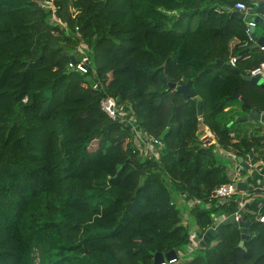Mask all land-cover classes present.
Instances as JSON below:
<instances>
[{"label":"trees","instance_id":"1","mask_svg":"<svg viewBox=\"0 0 264 264\" xmlns=\"http://www.w3.org/2000/svg\"><path fill=\"white\" fill-rule=\"evenodd\" d=\"M238 1L264 14V0H0V264H154L170 250L184 254L174 264H264V222L248 215L243 246L228 223L187 253L189 226L202 235L236 209L233 198L205 206L229 181L216 143L263 155L264 133L234 120L235 106L249 109L230 97L264 112V87L241 77L264 50L231 14ZM79 43L87 74L68 68ZM232 56L239 73L224 66ZM187 81L194 98L169 86ZM106 96L162 140L158 160L139 157L128 123L101 109Z\"/></svg>","mask_w":264,"mask_h":264},{"label":"built area","instance_id":"2","mask_svg":"<svg viewBox=\"0 0 264 264\" xmlns=\"http://www.w3.org/2000/svg\"><path fill=\"white\" fill-rule=\"evenodd\" d=\"M235 10H238L244 14V22H245V33L247 36V40L253 44L255 42L251 28L256 27L259 25L258 22L255 21V18H258V20L264 21V14H259L253 11V8L247 4H245L242 1L236 2L234 6ZM262 50H264V46L260 47ZM76 54H74L75 60H70L68 63V68L76 70L80 73L87 74L90 69V60L87 53L86 47L79 43V45L76 47L75 50ZM238 59V56H232L229 59V64L232 66H235V63ZM92 71H94L92 69ZM248 74L252 77H259L261 79H264V61H261L258 65L251 68L248 71ZM97 83L95 82L93 84V88H97ZM101 109L107 114L109 118L112 120L120 119L123 121H126L131 128L133 134L131 137V142L133 147L136 149L137 153L139 154V157L144 158L146 160H158L160 158V154L162 150L164 149V144L162 140L159 138H156L149 133H147L145 130H143L139 125L136 124L134 121V117L131 114V110L129 107L126 108V105H118L117 99L113 96H106L100 101ZM132 117V118H131ZM211 132V131H210ZM209 130L206 131L207 134H204L202 136V143L205 146L206 142L210 139L209 136L211 133ZM221 149L219 145L216 143V149ZM222 150V149H221ZM225 156L231 158L232 154L231 151H224ZM228 173L229 181L223 184H220L219 186L215 187L211 194L208 197V201L205 203L206 207H210L213 202L215 203H223L226 199L232 198L236 193L238 192V189L235 187L234 183L238 182L236 174L230 172ZM261 196L264 198V189H261ZM181 199L184 200V203H186L188 208H191L195 205L202 204L200 200L196 198H190L189 200H185V196L182 195ZM187 211L184 213L182 223L188 224L186 218H187ZM235 216V221L240 222L242 221V213L240 211H235L233 213ZM230 215H217L214 218V225L211 227H214L219 221L224 219L225 217H228ZM256 219H258L260 222H264V212L259 213L256 216ZM190 227V235H189V245L187 253L193 251V249H196L200 246V242L202 240L203 234H199V230L196 225H191ZM179 257H184L183 252L177 253L176 258L165 260L161 264H174Z\"/></svg>","mask_w":264,"mask_h":264},{"label":"crops","instance_id":"3","mask_svg":"<svg viewBox=\"0 0 264 264\" xmlns=\"http://www.w3.org/2000/svg\"><path fill=\"white\" fill-rule=\"evenodd\" d=\"M260 28L262 33L258 32ZM256 34L257 36H264V29L259 24L256 26ZM237 110H239L238 106H235ZM264 113V112H262ZM242 115V114H240ZM240 126L247 130L249 133H253V131H258V134L261 135L264 133V123L258 121H241ZM209 130L206 126H200L198 129V133L200 134V140L203 141L202 136L207 134L206 131ZM210 132V130H209ZM211 133V132H210ZM209 136L212 142H216L214 135L211 133ZM264 141L260 142L259 147L263 149ZM263 155H264V150ZM218 151V155H222L226 158V165L228 172H232L236 174L238 181L245 182L247 185L246 189H238L236 195H234L233 201L236 202V209L235 211H240L242 215H248L256 217L259 213H261L264 209V198L261 196V189H264V158L262 154H258V152L253 153L251 152L250 155H246L245 157L237 156L233 150L231 151L232 157L229 158L225 156L224 151L225 149H216ZM239 158H241L239 160ZM179 203L184 204V200L180 197L177 199ZM234 211V212H235ZM224 215V214H221ZM249 229V228H248ZM250 232V230H249ZM217 240H212L211 244H215ZM244 244V240H243ZM200 246H202L200 244Z\"/></svg>","mask_w":264,"mask_h":264},{"label":"water","instance_id":"4","mask_svg":"<svg viewBox=\"0 0 264 264\" xmlns=\"http://www.w3.org/2000/svg\"><path fill=\"white\" fill-rule=\"evenodd\" d=\"M223 9L224 10H230V8H228V7H224ZM231 14L233 16L239 18L240 20L244 19V14L238 10H235V9L232 10ZM255 21L258 22L262 26V28L264 29V21L258 20V18H255ZM251 32H252V36H253L255 42L250 46V48H258V47L264 46V36H259V37L257 36L256 27H252ZM70 59L72 61H74L75 60L74 55H71ZM220 63L222 64L221 61H220ZM224 66H225V68L232 70V71H235L236 73L240 72V70L237 67L232 66L228 63L224 64ZM241 77L243 80L251 81L253 83H256V84L264 87V79H261L259 77H252L249 74H242ZM169 86L172 89L180 92L184 98L196 97L195 91L191 88V81H187L184 84L170 83ZM230 97L240 99L242 101L243 105L249 109L247 114L237 116L234 119L235 121H248L249 120V121H258V122L264 123V113L259 112L256 109H254L252 107V105L249 104L243 97H241L240 94L236 90H234L233 94ZM117 101H119V97H117ZM196 108H197L198 116H201V101L197 102ZM240 159L241 158H239V160ZM234 185L237 189H246L247 188V185L245 182L238 181L237 183H234ZM228 223H233L235 226H238L241 228V240L239 242V245L243 246V240L249 234V229H248L249 220H245L243 223H242V221L237 222V221H235V216L233 214H231L230 216L225 217L224 219L219 221L214 227L208 228L204 232L200 244L202 246H204L205 244L211 242L214 239L219 240L218 232H219L221 226L223 224H228ZM173 258H176V253L174 250H170L169 252H167L165 254H162L160 252L155 253L153 261H154V264H161L165 260H170ZM233 260H234L233 263L235 264L236 261L234 259V256H233Z\"/></svg>","mask_w":264,"mask_h":264},{"label":"rangeland","instance_id":"5","mask_svg":"<svg viewBox=\"0 0 264 264\" xmlns=\"http://www.w3.org/2000/svg\"><path fill=\"white\" fill-rule=\"evenodd\" d=\"M43 6H45V8L46 9H49V8H52V3L51 2H45L44 4H43ZM258 32L259 33H262L261 32V30H260V28L258 29ZM239 110H238V113H240V114H242V112H243V110L239 107L238 108ZM237 116H240V115H236V117ZM235 117V118H236ZM132 118V117H131ZM96 146H97V140H93L92 142H91V144L89 145V148L90 149H95L96 148ZM218 151V150H217ZM218 157H219V160L221 161V162H223V163H227V161H226V158L225 157H223L221 154L220 155H218Z\"/></svg>","mask_w":264,"mask_h":264}]
</instances>
